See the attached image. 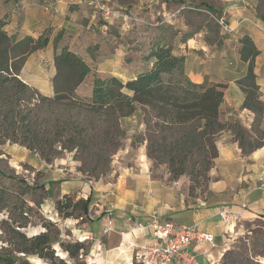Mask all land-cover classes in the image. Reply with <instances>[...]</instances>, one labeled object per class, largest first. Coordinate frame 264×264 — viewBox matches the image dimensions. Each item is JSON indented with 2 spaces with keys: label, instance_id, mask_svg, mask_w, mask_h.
Listing matches in <instances>:
<instances>
[{
  "label": "crops",
  "instance_id": "obj_1",
  "mask_svg": "<svg viewBox=\"0 0 264 264\" xmlns=\"http://www.w3.org/2000/svg\"><path fill=\"white\" fill-rule=\"evenodd\" d=\"M260 1L111 0L115 5L135 10L157 27L164 22L176 24L180 34L189 30V25L179 16L182 9L187 7L209 14L221 12L219 22L227 26L222 31L225 38L221 46L209 43L203 29L180 43L177 52L186 56L185 69L193 81L226 84L220 118L223 122L239 121L248 129L255 125L257 114L243 107L246 95L238 79L246 74L248 62L241 59L240 40L249 35L260 50L255 73L264 103V21L260 18ZM0 17L6 18L4 28L17 40L27 35L39 37L47 31L51 34L47 47L32 52L20 72L21 79L50 96L54 94L52 79L56 74L55 36L60 32L64 34L63 43L56 44L58 50L68 44L89 62L91 48L99 44L102 33L115 22L100 18L87 3L61 0H0ZM124 23L118 26L122 36L129 33L124 30L125 26L130 27L128 22ZM131 25L133 29L140 26ZM94 57L97 60L99 53ZM217 147L219 154L210 170L208 188L195 195L190 194L183 178L172 180L168 171L161 175L153 171L152 174L145 150L135 165L121 167L114 180L84 179L79 171L73 177L60 174V179H64L63 194L91 198V220L76 225L73 230L76 237L82 236L81 240L91 244L90 264H130L136 255L131 245L151 239L150 230L140 225L152 215L177 224L198 222L201 230L213 233L215 238L214 244L193 242L200 264L217 260L230 237L238 233L242 221L264 215V145L245 153L235 133L227 129L217 137ZM40 164L48 165L43 160ZM226 205L239 213L232 223L223 222L218 215L220 208ZM96 219L103 226L99 233L95 230ZM107 224H111L113 230L104 233ZM122 231L126 233L124 236Z\"/></svg>",
  "mask_w": 264,
  "mask_h": 264
},
{
  "label": "trees",
  "instance_id": "obj_2",
  "mask_svg": "<svg viewBox=\"0 0 264 264\" xmlns=\"http://www.w3.org/2000/svg\"><path fill=\"white\" fill-rule=\"evenodd\" d=\"M259 8L264 21V0L260 1ZM212 13L218 29L208 22L206 39L221 46L225 38L219 22L221 12ZM6 23V18L0 17V144L19 143L37 152L46 162L64 151L90 154L99 150L91 167L93 173H102L111 157H105L104 150L115 152L120 147L117 139L122 135L120 120L133 115L141 106L151 112L154 119L153 124L147 123L148 154L153 160L167 164L172 180L186 174L197 177L203 174L210 180V170L219 154L217 137L227 129L235 133L245 153L264 145V140H248L250 131L241 122L221 120L226 84L208 80L198 83L187 74L186 56L177 52L178 45L195 32L205 30L204 27L180 34L176 24H159L158 37L152 41L146 56L147 61H151L149 68L127 80L113 74L95 73L90 98H83L76 91L88 78L91 64L68 44L58 50L56 44L64 40L60 32L55 36L54 94L42 96L36 104L30 95L27 100L29 85L20 78V72L32 52L47 47L51 34L47 31L39 37L27 35L17 40L5 30ZM168 28L176 29L175 39L181 35L179 43L167 40ZM210 30L214 36H209ZM240 41L241 59L248 62L246 74L238 79L246 95L243 107L255 112L256 119H260L264 116V103L255 73L260 50L249 35ZM43 112H47V116L43 117ZM100 130L104 136L102 144L95 141V134ZM83 165L79 167L81 171ZM55 206L62 218L84 219L89 216L91 198L66 193L55 201ZM18 234L20 246L15 251L0 249V264H31L32 255L52 264H69L66 258L56 254L53 231L48 229L32 236L21 231ZM59 244L74 264H87L83 258L87 254L84 241L59 240Z\"/></svg>",
  "mask_w": 264,
  "mask_h": 264
},
{
  "label": "rangeland",
  "instance_id": "obj_3",
  "mask_svg": "<svg viewBox=\"0 0 264 264\" xmlns=\"http://www.w3.org/2000/svg\"><path fill=\"white\" fill-rule=\"evenodd\" d=\"M125 8L120 15L113 14L110 16L94 10L100 18L115 22L102 33L98 41L99 44L93 46V50L90 52L92 56L89 61L91 72L76 91L83 98L91 97L95 73L113 74L127 80L137 73L147 70L151 65V61H147L146 56L149 54L152 41L158 37L159 29L154 23L153 25L150 24L151 20L136 13L135 10ZM125 12H129L130 15L125 16ZM179 16L189 25V30H198L204 27V31H206L210 28L208 22L215 24L214 26L218 29L217 19L207 12L186 7L181 10ZM152 21L155 22L154 17ZM124 22H128L130 27L125 26L124 30L129 31V33L127 32L122 36L118 26L125 25ZM131 23L140 26L133 29ZM221 23L222 31H225L227 26L223 21ZM175 31L174 28L167 30V40L170 42L180 40L181 35L175 39ZM209 36H214L213 31L209 32ZM96 38L98 40V36ZM129 42L131 46L128 47ZM97 52L99 58L96 60L94 56ZM25 82L27 83V81ZM27 84L29 85L28 94H26L27 100L30 95L33 98V103L38 104L37 102L41 100L42 96L52 97L45 95L29 82ZM42 116H47V112H43ZM153 122L151 112L145 111L141 106L133 115L122 118L120 120L122 135H116L121 142L120 147L115 152L108 153L104 150V156L111 157L102 173H93L91 167L95 163V158L98 157L95 153L99 150L90 154L64 151L53 158L51 162H47L48 165L41 166V161L45 160L37 152L24 145L13 141L0 144V249L2 251H15L20 246L18 231L32 236L49 229L55 235L53 246L56 254L61 258H66L69 264H74L60 246L59 240H81L82 236L76 237L73 230L76 225L88 221L90 216L77 219L62 218L59 215L55 201L64 197L61 190L64 179H60V174L73 177V175H78L77 171H79V176L84 179L93 181L101 178L114 180L121 167L135 165L143 150L146 151L152 174L153 171L155 174H165L168 171L167 164L153 160L148 154V124H153ZM102 130L95 134V141L98 144H102L104 141ZM249 131L248 140L262 141L264 138L263 117L256 119L255 125ZM60 162L63 165H59ZM82 164H84L83 171L79 169ZM180 178L184 179L191 195L204 193L208 188L209 179L203 174L198 177L186 174ZM97 220L94 222L96 224L95 230L99 233L103 226ZM75 221L77 222L75 223ZM240 225L238 233L234 237H230L231 239L226 244L223 253L218 255L217 260H209L208 264H264V215L242 221ZM84 242L87 246V254L83 258L87 264H90L88 255L91 244L88 241ZM29 260L31 264H52L49 260L36 255L30 256Z\"/></svg>",
  "mask_w": 264,
  "mask_h": 264
},
{
  "label": "built area",
  "instance_id": "obj_4",
  "mask_svg": "<svg viewBox=\"0 0 264 264\" xmlns=\"http://www.w3.org/2000/svg\"><path fill=\"white\" fill-rule=\"evenodd\" d=\"M64 2H84L95 11H100L106 16L120 15L124 7L115 5L111 0H61ZM130 10L129 8H125ZM121 10V11H120ZM130 15L125 12V16ZM136 20H139L136 18ZM223 222L232 223L239 217V213L232 206H223L218 211ZM112 222V221H110ZM140 227L150 230L151 239L143 244H132L136 249V255L130 264H200L192 247L193 242L203 241L214 244L213 233L203 231L199 223L191 225L177 224L157 215H152ZM113 228L111 224L104 226V233H109ZM124 236L126 233L121 232Z\"/></svg>",
  "mask_w": 264,
  "mask_h": 264
}]
</instances>
